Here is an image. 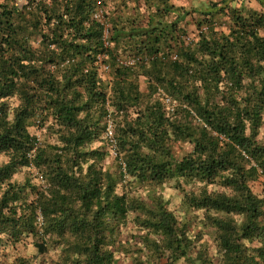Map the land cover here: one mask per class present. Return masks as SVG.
Here are the masks:
<instances>
[{
	"label": "trees",
	"instance_id": "1",
	"mask_svg": "<svg viewBox=\"0 0 264 264\" xmlns=\"http://www.w3.org/2000/svg\"><path fill=\"white\" fill-rule=\"evenodd\" d=\"M97 1L0 2V242L32 237L67 264H116L131 238L136 264H264V188L252 185L264 177V0L212 1L189 43L183 7L144 0L143 19L120 0L105 13L108 45ZM23 168L35 170L15 180ZM170 180L184 217L162 195L118 191ZM130 221L137 235L123 241Z\"/></svg>",
	"mask_w": 264,
	"mask_h": 264
},
{
	"label": "rangeland",
	"instance_id": "2",
	"mask_svg": "<svg viewBox=\"0 0 264 264\" xmlns=\"http://www.w3.org/2000/svg\"><path fill=\"white\" fill-rule=\"evenodd\" d=\"M4 1V0H0ZM20 3H24V0H18ZM108 9L114 7L116 5V0H104ZM132 1V0H130ZM137 1V0H136ZM144 2V0H139ZM176 3L178 5H185L181 12H186L183 16V20L180 21L179 26L181 29V35L183 39H195L198 35V26L196 24L197 19L201 17L199 9H206L210 8V3L213 2H220L221 0H171V2ZM145 3V2H144ZM229 3L233 6L241 7L242 5L251 6L256 9H261L260 5L255 0H229ZM180 7V6H176ZM151 10H155V6L151 7ZM178 11H176L177 13ZM176 13H171L165 20L169 22L174 19ZM178 14V13H177ZM217 23H224V18H216ZM225 28V26H222ZM103 79L109 78V72H104ZM142 89H146V82L143 79L141 82ZM13 104L17 103V99H11ZM170 110V109H169ZM33 132L37 134H41V131L36 130V128H32ZM261 140H264V123L260 129ZM95 146L100 145V143H95ZM111 147V155L104 161L106 165H112L113 169L117 168V164L115 162V151ZM34 168H23L20 172H18L14 179L20 182L25 180V177L30 173V171H34ZM37 182H42L39 178H36ZM253 189L257 193H261L264 188V177L260 178L257 181L252 182ZM211 186L210 188H212ZM187 190H189L188 186H185ZM118 191L120 193L127 192L131 196H138L143 199H148L150 195H162L164 199H166L169 203V207L176 212V214L180 217H184L186 214L185 209L182 207V198L184 196L185 191L180 190L177 187V184L174 180L167 181L163 185L155 186V185H148L144 184L141 186H133L130 187L126 185V182L120 183L118 186ZM190 218L197 216L195 218L196 223H198V229L201 227L199 221L203 219V211H192L188 214ZM137 228L134 226L133 222H128L127 225L121 227L120 239L126 241L130 239L131 236L137 235ZM203 237L201 238L200 242H206L209 246L210 254L215 255V257H219L217 254V246L216 241L214 239L215 235L213 229L210 227L203 228ZM131 238V244H132ZM129 245L127 248L116 247L118 250L117 253V261L116 264H136V255L138 256V252H135V247L133 245ZM145 254V252H144ZM139 254L141 256V260L147 261L146 254ZM64 252L61 247H49L46 252H39L36 246L33 244V238L28 237L20 242H12L9 240L4 239L0 242V264H67L64 262ZM140 258V257H139ZM148 264V263H144ZM177 264H187L184 260H181Z\"/></svg>",
	"mask_w": 264,
	"mask_h": 264
},
{
	"label": "built area",
	"instance_id": "3",
	"mask_svg": "<svg viewBox=\"0 0 264 264\" xmlns=\"http://www.w3.org/2000/svg\"><path fill=\"white\" fill-rule=\"evenodd\" d=\"M19 2V1H18ZM24 2H27V0H24ZM20 3V2H19ZM104 3V0H98L97 1V10H96V12H95V14H94V19H96V20H99V21H101V22H103V23H106V18H105V13L106 12H108L109 11V9H108V6L106 5V3L105 4H103ZM21 4H23V3H21ZM108 27H109V24H107L106 23V28H105V35H104V38H105V43H106V45H108L109 44V42H108V40H107V38H108ZM206 29V27H203L202 28V30L201 31H204ZM191 39H186V42L187 43H189V41H190ZM172 56H173V58H176V55L173 53L172 54ZM132 63H133V61H131ZM126 63H130V62H126ZM110 66L109 65H103L102 64V71H104V72H109L110 71ZM163 101L167 104V105H170V103H171V99H170V97H168L167 95H165L164 93H163ZM170 108H168L167 110H169Z\"/></svg>",
	"mask_w": 264,
	"mask_h": 264
},
{
	"label": "crops",
	"instance_id": "4",
	"mask_svg": "<svg viewBox=\"0 0 264 264\" xmlns=\"http://www.w3.org/2000/svg\"><path fill=\"white\" fill-rule=\"evenodd\" d=\"M128 2V5H129V8L132 10V11H134V12H136V10L138 11V9L140 10V12H141V14H142V17H143V19L145 18V17H147V15L149 14V12H150V10H149V8L146 6V4L144 3V2H142V1H139V0H135V1H130V0H128L127 1ZM173 3H174V1H173ZM118 4H120V0H116V5H118ZM137 4V8H135L134 6ZM175 4V3H174ZM115 5V6H116ZM114 6V7H115ZM176 6H180V7H183V6H185V5H178L177 3H176ZM114 7H111L112 8V10L114 11ZM129 11V10H128ZM127 15V14H126ZM144 21H146V20H144Z\"/></svg>",
	"mask_w": 264,
	"mask_h": 264
}]
</instances>
